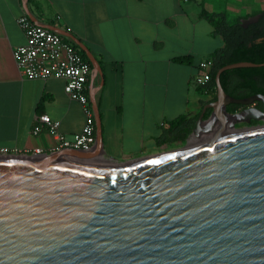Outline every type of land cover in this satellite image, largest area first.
Masks as SVG:
<instances>
[{
	"label": "water",
	"instance_id": "water-1",
	"mask_svg": "<svg viewBox=\"0 0 264 264\" xmlns=\"http://www.w3.org/2000/svg\"><path fill=\"white\" fill-rule=\"evenodd\" d=\"M73 40L93 65L95 147L0 155V264H264V125L220 133L264 116L253 106L264 104L263 93L234 97L221 74L264 63L218 70L216 99L193 129L200 140L127 162L92 163L83 159L104 152L94 85L103 70ZM231 104L246 107L233 113Z\"/></svg>",
	"mask_w": 264,
	"mask_h": 264
},
{
	"label": "crops",
	"instance_id": "crops-1",
	"mask_svg": "<svg viewBox=\"0 0 264 264\" xmlns=\"http://www.w3.org/2000/svg\"><path fill=\"white\" fill-rule=\"evenodd\" d=\"M202 3L209 11L225 12L212 0H0V148L51 151L56 137L47 130L33 133L40 114L58 120L68 138L86 122L83 106L65 92L64 79L21 74L13 51L26 43L17 22L24 12L68 33L67 40H80L102 67L103 77L94 85L104 152L83 161L122 163L185 144L217 95L216 87L197 86L194 77L201 62L225 46L200 16ZM258 17L238 22L246 26ZM210 113L207 108L205 117Z\"/></svg>",
	"mask_w": 264,
	"mask_h": 264
},
{
	"label": "built area",
	"instance_id": "built-area-1",
	"mask_svg": "<svg viewBox=\"0 0 264 264\" xmlns=\"http://www.w3.org/2000/svg\"><path fill=\"white\" fill-rule=\"evenodd\" d=\"M18 25L26 35V43L13 51L15 62L25 78L49 79L51 77L65 80V92L78 101L86 114V122L81 132L68 138L60 128V122L48 114L37 116L33 127L35 135L47 130L57 139L56 145L49 152L37 148L31 153H18L8 148H0V155H55L65 149L90 151L96 143V121L89 97V80L93 71L92 63L86 60L75 42L67 40L64 35L35 22L27 12L18 19ZM213 61L210 58L200 64V72L195 75L197 86L208 89L211 79L210 71Z\"/></svg>",
	"mask_w": 264,
	"mask_h": 264
},
{
	"label": "trees",
	"instance_id": "trees-1",
	"mask_svg": "<svg viewBox=\"0 0 264 264\" xmlns=\"http://www.w3.org/2000/svg\"><path fill=\"white\" fill-rule=\"evenodd\" d=\"M201 6L200 16L209 21L215 33L225 40V46L215 50L209 57L213 65L208 88L216 87V74L227 64L239 61L264 63V10L259 13L257 20L245 26L238 21L230 23L225 12L209 11L203 3ZM82 54L88 60L83 52ZM221 82L226 92L234 97L264 94V66L226 70L221 74ZM185 120L186 117L183 116L175 122L180 124Z\"/></svg>",
	"mask_w": 264,
	"mask_h": 264
},
{
	"label": "rangeland",
	"instance_id": "rangeland-1",
	"mask_svg": "<svg viewBox=\"0 0 264 264\" xmlns=\"http://www.w3.org/2000/svg\"><path fill=\"white\" fill-rule=\"evenodd\" d=\"M212 4L217 9H224L230 22L241 20L248 22L264 10V0H212ZM184 145L186 143L169 150Z\"/></svg>",
	"mask_w": 264,
	"mask_h": 264
},
{
	"label": "flooded vegetation",
	"instance_id": "flooded-vegetation-1",
	"mask_svg": "<svg viewBox=\"0 0 264 264\" xmlns=\"http://www.w3.org/2000/svg\"><path fill=\"white\" fill-rule=\"evenodd\" d=\"M253 106H255L257 108H260L261 110L264 111V104H263V102H257ZM245 107L246 106H240V105L231 104V105L228 106V111L233 112V113L234 112H241ZM257 115H260V114H257ZM260 116L263 117L261 120L252 119L250 122H236L234 124V128H232L230 126H228L227 128L225 127V128H223L220 131V133H229L231 131L243 130V129H247V128L254 127V126L264 125V116H262V115H260ZM205 118H207V117H205ZM194 127L192 128L191 132L186 136L185 143H187V142H194L196 140L197 141L200 140V138L192 135L193 134ZM214 135H208L207 137H214ZM169 149H166V150H163V151H167ZM163 151H159V152H163ZM159 152H157V153H159Z\"/></svg>",
	"mask_w": 264,
	"mask_h": 264
}]
</instances>
